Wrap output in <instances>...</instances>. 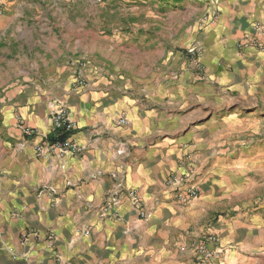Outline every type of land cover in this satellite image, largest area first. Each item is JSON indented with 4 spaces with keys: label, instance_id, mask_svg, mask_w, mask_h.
<instances>
[{
    "label": "crops",
    "instance_id": "obj_1",
    "mask_svg": "<svg viewBox=\"0 0 264 264\" xmlns=\"http://www.w3.org/2000/svg\"><path fill=\"white\" fill-rule=\"evenodd\" d=\"M200 1L211 13L210 0ZM4 2L0 73L4 63L15 76L43 71L49 88L25 95L23 123L49 133L62 102L74 123L68 137L82 151L40 157L41 136L25 135L15 120L20 142L0 177V264H196L191 246L211 232L220 239L212 264H264V50L239 46L255 22L264 24V0H219L202 30L200 64L191 55L147 77L129 63L119 74V65L88 59L82 86L73 85L78 56L87 58L78 55V0ZM39 50L41 62L18 66ZM191 158L199 196L182 205L167 178L186 172ZM115 175L124 178L119 218L103 214ZM133 188L145 218L131 203Z\"/></svg>",
    "mask_w": 264,
    "mask_h": 264
},
{
    "label": "rangeland",
    "instance_id": "obj_2",
    "mask_svg": "<svg viewBox=\"0 0 264 264\" xmlns=\"http://www.w3.org/2000/svg\"><path fill=\"white\" fill-rule=\"evenodd\" d=\"M208 15V8L206 12L200 0H78V33L83 41L78 46H82L78 55L87 56L84 59L78 56V60L90 59L101 66L103 63L112 67L119 65L120 71L116 70L119 74L126 70V63L131 64V73L137 76L167 73V65L177 59L179 63L191 62L188 48L196 35L199 38L196 42H202L200 37ZM37 49L36 46L34 51ZM39 53L41 57L34 53L28 55V61L21 56L18 66L41 62L43 51ZM147 65L152 68L150 72L145 70ZM3 66L0 96L4 97L11 89L21 91L14 101L7 98L0 101V177L8 169V158L20 142L11 134V127L16 119L23 121L20 110L28 106L25 95L49 89L40 80L43 71L20 70L15 76L14 65L4 63Z\"/></svg>",
    "mask_w": 264,
    "mask_h": 264
},
{
    "label": "built area",
    "instance_id": "obj_3",
    "mask_svg": "<svg viewBox=\"0 0 264 264\" xmlns=\"http://www.w3.org/2000/svg\"><path fill=\"white\" fill-rule=\"evenodd\" d=\"M212 4V11L208 15L209 20H213L216 18L217 13L219 11L218 2L219 0H210ZM5 2L4 0H0V15L4 11ZM255 34L246 35L239 41V46H254L255 48L264 50V24L261 22L254 23ZM188 52L193 55L194 59L200 64V55H201V47L196 42L193 41L188 48ZM77 75L73 82L74 86H82L85 84L84 79L81 77V68L84 66V62L78 60L77 63ZM20 126L22 128V132L25 135H40V140L34 145V150L36 154L40 157L50 158L53 155H64L65 153H79L82 151V146L73 142L70 137H67L63 141L58 142H50L47 138L48 133H40L36 131L34 128L26 126L23 121L20 119ZM118 125H123L127 123L126 117H121L117 121ZM74 123L69 119L67 110L62 102H57L56 107L52 111V129H61L65 128L66 130H72ZM186 172L182 174H172L167 178L168 185L173 187L174 196L176 200L182 204L187 205L192 202L194 199L199 196V183H198V175H199V166L197 160L191 158L189 159V164ZM117 180L114 188L108 194L107 201L104 206V215L110 214L111 212L116 218H119V211L117 209V205L119 203L118 198L120 194L124 191V178L123 175L117 176ZM131 203L134 209L137 212L139 218H145L148 216V211L143 204L141 196L137 189L133 188L128 191ZM89 230H84V234H89ZM49 238L51 244L55 240V234L50 233ZM220 242L219 236L213 232L204 234L203 237L193 242L191 249L194 252V256L196 259V264H212L214 256L219 253L218 244ZM213 244L215 247H211Z\"/></svg>",
    "mask_w": 264,
    "mask_h": 264
},
{
    "label": "trees",
    "instance_id": "obj_4",
    "mask_svg": "<svg viewBox=\"0 0 264 264\" xmlns=\"http://www.w3.org/2000/svg\"><path fill=\"white\" fill-rule=\"evenodd\" d=\"M72 133V130H66L65 128H59L55 129L53 131H50L48 133V140L52 143L58 142V141H63L65 140L70 134Z\"/></svg>",
    "mask_w": 264,
    "mask_h": 264
}]
</instances>
